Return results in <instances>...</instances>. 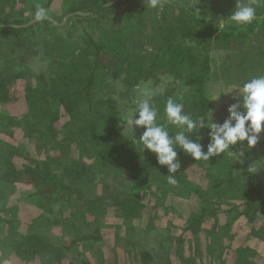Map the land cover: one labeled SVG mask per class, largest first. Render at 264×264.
Wrapping results in <instances>:
<instances>
[{"label":"trees","instance_id":"1","mask_svg":"<svg viewBox=\"0 0 264 264\" xmlns=\"http://www.w3.org/2000/svg\"><path fill=\"white\" fill-rule=\"evenodd\" d=\"M55 1L28 0L24 8L26 0H0V264H152V251L136 249L133 238L141 229L168 228L170 201L190 208L168 246L176 258L192 243L200 257L206 230L218 264H264L250 248L229 250L226 240L242 221H264V167L247 172L264 159V131L250 150L246 142L233 146L244 151L242 162L222 154L195 161L177 149L173 186L154 154L140 152L132 134H119L125 120L115 96L173 77L184 92L166 87L152 96L159 123L169 97L194 119L209 110L222 123L236 101L231 94L218 101L207 89L264 75V3L257 0L255 20L241 28L228 17L236 0H162L163 10L142 0H62L63 18H75L83 32L67 42L57 32L62 22L33 21L36 5ZM211 49L224 51L225 62L213 65ZM34 59L42 65L37 72ZM17 131L25 147L15 144ZM142 132L134 126L137 139ZM196 135L206 151L207 130ZM109 221L116 239L105 254L101 228ZM249 235L264 244L263 227ZM122 245L131 259L115 248Z\"/></svg>","mask_w":264,"mask_h":264},{"label":"clouds","instance_id":"2","mask_svg":"<svg viewBox=\"0 0 264 264\" xmlns=\"http://www.w3.org/2000/svg\"><path fill=\"white\" fill-rule=\"evenodd\" d=\"M149 9L163 10L162 0H142ZM264 3V0H258ZM257 0H236L231 14L228 16L232 24L241 28L251 24L256 18ZM199 15V12L197 10ZM34 22L49 20L47 9L36 5L32 13ZM236 101L227 108V118L222 123L213 121L212 112L208 110L206 116H198L195 119L184 111V104L169 97L164 105V123L158 122V111L151 103L154 95L151 90H142L141 98L135 108L126 116V124L132 132L131 143L140 146V152L148 150L155 155L160 166L167 169V183L177 185L176 173L181 168L178 160L179 149L185 155L195 161H209L215 156L225 155L234 157V161L241 160L243 150L233 151L232 148L238 142L250 150L258 141L264 131V75H256L246 79L241 85H234L227 91L218 93L230 95ZM211 99V100H214ZM137 118H133V117ZM124 126V125H123ZM143 128V132L137 139L133 134V128ZM168 126L176 129L171 134ZM206 129L209 142L205 146L199 141L202 136L196 135L200 130ZM195 136V139L192 137ZM233 161V162H234ZM255 165V166H254ZM264 167V159L253 163L247 168L248 173H254L257 168Z\"/></svg>","mask_w":264,"mask_h":264},{"label":"rangeland","instance_id":"3","mask_svg":"<svg viewBox=\"0 0 264 264\" xmlns=\"http://www.w3.org/2000/svg\"><path fill=\"white\" fill-rule=\"evenodd\" d=\"M189 1H192V0H189ZM61 2L62 0L60 1L57 0L55 1V4H52L50 7L47 8V11L49 13V19L55 20L56 22H60V23L62 22L61 23L62 27L57 32L58 34L62 35L65 41L74 42L76 40H80L83 34V32L81 31L80 25L75 20V18L73 20L68 19V21L67 19L65 20L63 18L64 16L62 15L63 8H62ZM29 6H31V3H29L28 0H26V2L24 3V8L29 7ZM20 8H22V3H21V6L18 7V9ZM84 26L87 27L88 24L86 23L84 24ZM42 31L48 34L46 30H42V29L41 30L39 29L37 33L39 32L40 34ZM254 43L255 42H253L251 46H254ZM245 51H249V49H244V52ZM210 57L212 59L213 65L215 66H219L225 62V52L222 50L211 49ZM30 68L33 69L35 72H37L38 70L42 68V65L38 59H34V60H31ZM118 86L119 84H116L114 87L116 91L117 90L119 91ZM178 86H179V82L177 80H175L173 77L167 76V77L160 78V82L158 84H154L152 82L142 83L139 87L135 89L133 94L128 97L122 95V97L120 98L116 92L115 96L117 99V107H118L119 113L125 120V123L122 125H119L118 127L119 134L123 136L132 134L131 130L128 128L126 124V116L135 108L137 101L141 98L140 92L142 90H145V89L151 90L155 94V93H159L166 87H169V88L173 87L177 89ZM230 87L229 86L220 87L219 84H213L211 88H208L207 90L209 94L210 93L212 94V92L214 94H218L219 88H223L224 91H227ZM182 92H184L183 88H180L179 86V90L177 89V93L181 94ZM232 95L233 94H231V96ZM213 121L216 122L217 120L213 118ZM15 136L17 139V141H15V144L18 146L25 147L26 144L28 143L27 138H25L19 131L16 132ZM58 202L52 201V204L54 203L53 208L58 207ZM189 212H190V208H188L186 205L182 203H177V202H172V201L168 202L166 204V210L163 212L168 228L161 226L159 229L157 228V229H154V230L152 229L148 231H142L144 229H141L139 232H136L133 238L134 243H136V249H140V247H143L144 249L152 251V253L155 256L154 262L152 264H190L189 258L193 260L192 264H218V261L214 259V257L211 255V252H210L211 246H210L209 241L206 240L207 234H211V232H207L206 230H205V233H203L204 236L202 238L204 247H202L203 254L200 255L201 258L197 257L199 255H196L193 253L196 247L194 243H192L191 245L188 244V246L185 247L183 251L179 252L181 254L180 259L176 258V256L172 253V251L169 250L168 246L170 245L171 240H173V236H174L173 234L177 232L178 227L184 226V220ZM109 223L111 224V226L108 223L104 222L103 223L104 226L101 228V230L104 231V234H103L104 243L102 245V248L105 254L110 249L109 247H111L112 244L115 243V239H116L115 237L116 232L113 231V223L112 221H109ZM158 224H164V223L162 221V223L159 222ZM254 225H257V227L261 226L264 228V221L262 220V218H258L256 219ZM254 225L247 224L245 223V221H242L240 223V226H241L240 229H236V228L233 229L232 227L229 229L230 235L229 237H226V240L227 238L229 239V250L232 251L233 249L244 248V247L250 248L252 251L249 250V253H250L249 255L255 254L256 256H258L264 261V244L260 245L258 241H256L255 239H252V237L250 238V235H249L251 227ZM234 226L238 227V225H234ZM169 228H171L170 231H169ZM123 233L124 232H122L121 230L120 234H123ZM115 248L120 252L121 251L120 249L124 247L122 245V247H115ZM124 249L128 250L129 259H131L130 253L132 251H130V247L126 246ZM225 252L226 250L224 251V253ZM124 253H126V251ZM127 263L130 264L131 261L129 260L127 261Z\"/></svg>","mask_w":264,"mask_h":264}]
</instances>
